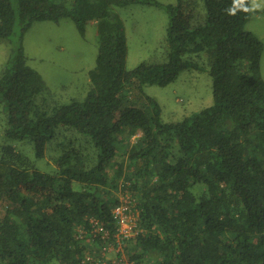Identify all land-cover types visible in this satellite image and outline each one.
<instances>
[{
	"label": "trees",
	"instance_id": "obj_1",
	"mask_svg": "<svg viewBox=\"0 0 264 264\" xmlns=\"http://www.w3.org/2000/svg\"><path fill=\"white\" fill-rule=\"evenodd\" d=\"M141 3L159 5L0 0V38L11 43L0 75L3 135L28 140L37 158L49 153L57 164L42 172L0 145V264H100L103 243L87 238L89 220L114 231L121 196L139 211L137 234L123 246L135 264H264V44L245 29L252 13L229 16L232 0H204L200 21L182 0L168 5L166 61L128 70L115 7ZM62 18L82 34L95 22L98 54L86 97L49 105L23 39L35 21ZM202 54L214 103L165 123L143 87L205 69Z\"/></svg>",
	"mask_w": 264,
	"mask_h": 264
},
{
	"label": "rangeland",
	"instance_id": "obj_2",
	"mask_svg": "<svg viewBox=\"0 0 264 264\" xmlns=\"http://www.w3.org/2000/svg\"><path fill=\"white\" fill-rule=\"evenodd\" d=\"M159 5L131 4L115 7L122 18L127 34L128 56L126 68L132 70L140 63L166 61V29L169 15L166 6L179 0H156ZM189 8L198 11L199 20L206 18L204 0H182ZM245 29L254 33L264 44V10L251 14ZM99 36L97 25L90 21L82 34L70 18L53 21H35L25 32L23 47L27 63L43 78L47 86L49 105L68 104L83 99L91 88L89 72L95 68ZM11 43L0 38V75L8 62ZM198 62L205 65V55ZM264 79V50L261 57ZM144 93L160 105L165 123L178 122L185 116L199 112L214 103L212 77L208 65L203 70L187 69L179 73L168 85H145ZM51 98V99H50ZM2 106H0V112ZM0 113V120H1ZM4 121H0V145H13L25 154L33 168L55 173L57 164L49 153L37 158L28 140L7 138L3 135ZM54 155V152H51Z\"/></svg>",
	"mask_w": 264,
	"mask_h": 264
},
{
	"label": "built area",
	"instance_id": "obj_3",
	"mask_svg": "<svg viewBox=\"0 0 264 264\" xmlns=\"http://www.w3.org/2000/svg\"><path fill=\"white\" fill-rule=\"evenodd\" d=\"M120 202L112 209L115 230L111 231L103 222L90 219L91 229L87 238L100 240L102 256L104 260L100 264H135L124 254L123 246L129 238L137 234V219L139 211L135 207V200L131 196H121ZM80 237L83 238L88 232L79 229Z\"/></svg>",
	"mask_w": 264,
	"mask_h": 264
},
{
	"label": "clouds",
	"instance_id": "obj_4",
	"mask_svg": "<svg viewBox=\"0 0 264 264\" xmlns=\"http://www.w3.org/2000/svg\"><path fill=\"white\" fill-rule=\"evenodd\" d=\"M264 10V0H232L231 6L225 9L229 16H236L239 12L255 13Z\"/></svg>",
	"mask_w": 264,
	"mask_h": 264
}]
</instances>
